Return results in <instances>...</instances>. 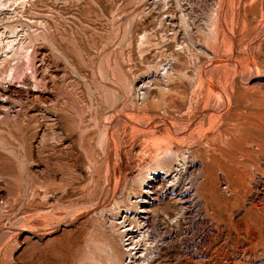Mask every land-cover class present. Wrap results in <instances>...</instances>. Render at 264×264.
<instances>
[{
  "label": "rangeland",
  "instance_id": "obj_1",
  "mask_svg": "<svg viewBox=\"0 0 264 264\" xmlns=\"http://www.w3.org/2000/svg\"><path fill=\"white\" fill-rule=\"evenodd\" d=\"M26 2L49 89L4 82L0 264H264V0Z\"/></svg>",
  "mask_w": 264,
  "mask_h": 264
},
{
  "label": "bare ground",
  "instance_id": "obj_2",
  "mask_svg": "<svg viewBox=\"0 0 264 264\" xmlns=\"http://www.w3.org/2000/svg\"><path fill=\"white\" fill-rule=\"evenodd\" d=\"M25 2H26V0H0V98L1 97H4L5 98V102L3 101V100H1L0 99V118H1V120H3V119H8V116H10L9 115V110L5 107L6 106V104H7V100L8 99H13V101H14V99L17 101L18 99H22L21 97H22V95H21V93L20 92H18V90L15 88L16 86V84H9V85H5L4 84V82L6 81V79L7 80H15L16 78H17V76H18V73H19V70L24 66V70H28V69H30L31 70V73H32V76H34L33 78H35V82H40V83H43V88H41V89H38V95H36L37 96V98H38V96H40L39 98H43V93L45 92L44 91V89L47 87L48 88V84H46L45 82H44V75L42 76L41 74H39L38 73V70H39V68L41 67H39L36 63H37V54L41 51V48L42 47H40L39 48V45H38V47L36 48V46H37V44H38V42H36L37 44H35V41H34V37H36V36H34L33 37V35H34V31L32 32L31 30L32 29H30L29 30V27L28 26H30V25H26V23H24L23 21V23L22 22H20V21H16V20H14V18H15V16L16 15H18V12H19V10L20 9H22V7L25 5ZM28 2V1H27ZM26 2V3H27ZM30 2H32V1H30ZM28 4V3H27ZM33 4V3H32ZM19 17V16H18ZM5 20H7V21H5ZM26 20V19H25ZM30 22V21H29ZM28 22V23H29ZM37 23V22H36ZM30 24V23H29ZM31 28V27H30ZM43 30V29H42ZM32 32V34L33 35H31L30 33ZM37 32V31H36ZM43 32V31H42ZM41 32V33H42ZM40 33V34H41ZM43 37V36H42ZM44 38H46V36L44 37ZM35 40H37V37H36V39ZM44 40V39H43ZM46 40H48L47 38L44 40V41H46ZM39 43H41V42H39ZM44 43V42H43ZM45 43H47V41L45 42ZM48 43H50L49 42V40H48ZM47 43V44H48ZM42 45V44H41ZM49 45V44H48ZM48 45H45V47L46 46H48ZM52 45V44H51ZM51 47V46H50ZM53 49V48H52ZM53 50H56V48H54ZM43 53V52H42ZM54 54V53H53ZM61 54V53H60ZM38 55H40V54H38ZM45 55V54H44ZM45 57V56H44ZM43 56H42V59H46V57L44 58ZM63 57V56H62ZM37 58V59H36ZM48 58V57H47ZM39 59H40V57H39ZM41 59V60H42ZM40 60V61H41ZM43 61V60H42ZM63 62V61H62ZM42 63V62H41ZM45 63V62H44ZM40 65V64H39ZM47 65V64H46ZM45 65V66H46ZM43 66V65H42ZM44 67V66H43ZM42 68V67H41ZM46 67H44V69H45ZM45 70H47V68L45 69ZM44 70V71H45ZM50 71V70H49ZM42 73H43V70L41 71ZM46 72H48V70L46 71ZM45 72V73H46ZM22 73V72H21ZM20 73V74H21ZM30 73V74H31ZM50 73V72H49ZM53 73V72H52ZM51 73V74H52ZM44 74V73H43ZM41 75V76H40ZM47 75H48V73H47ZM47 79V78H46ZM38 80V81H37ZM12 82V81H11ZM9 83V82H8ZM39 84V83H38ZM50 87V86H49ZM49 89V88H48ZM20 90V89H19ZM32 91V90H31ZM47 91V90H46ZM34 93V92H33ZM23 95H24V93H22ZM26 94H27V92H26ZM29 96V95H28ZM27 96V97H28ZM24 97V96H23ZM35 97V96H34ZM33 97V98H34ZM4 98H2V99H4ZM36 98V97H35ZM36 98V99H37ZM38 98V99H39ZM41 98V99H42ZM28 99V98H27ZM47 99V98H46ZM45 99V100H46ZM65 99V98H64ZM20 100H18L19 102H20ZM23 100V99H22ZM21 100V101H22ZM34 100V99H33ZM44 100V99H43ZM9 101V100H8ZM18 101H17V103H18ZM26 101V100H25ZM41 102H42V100H40ZM40 101H38V102H40ZM11 102H12V100H11ZM15 102V101H14ZM24 102V101H23ZM25 103V102H24ZM24 103H22V104H24ZM76 104V103H75ZM73 105V104H72ZM79 105V104H78ZM78 107V106H77ZM21 108V107H20ZM10 118H11V116H10ZM14 118H16V117H14ZM19 118V117H18ZM14 120V119H13ZM7 121V120H6ZM10 121H11V119H10ZM18 123L20 122L19 121V119H17L16 120ZM8 122H9V120H8ZM11 122H14V121H11ZM19 125H21V124H19ZM169 163V162H168ZM179 164V163H178ZM160 167H162V168H164V170H163V173L165 172V173H167V172H170V170H172L171 169V166H169V165H161ZM161 168V169H162ZM176 168V167H175ZM176 170H178V169H176ZM150 172H151V170H150ZM178 172V171H177ZM160 173V169H159V171H157V168L156 169H154V170H152V172H151V174L153 175H150V176H152V177H155L156 176V174H159ZM162 173V172H161ZM173 173V172H172ZM168 174V173H167ZM166 174V175H167ZM168 177V176H167ZM160 178H157V176L155 177V178H153V179H151V177H150V179H148L147 181H145L144 182V188H146L147 190L146 191H141V194H140V196H141V199L140 200H137L138 201V203H137V215H138V218H145L144 216H145V214L147 215V212H149V210L147 209L148 208V206L156 199V198H158L157 197V194L158 193H156V189H158L157 188V186H156V184H158V182L160 181L159 180ZM211 179V178H210ZM154 180H156V182H153ZM159 180V181H158ZM164 180V179H163ZM162 180V181H163ZM209 181V180H208ZM153 183V184H152ZM161 183V182H160ZM210 183V182H209ZM206 184V183H205ZM211 187H212V183H211ZM198 188V187H197ZM200 189V188H199ZM152 192V194H150L149 192ZM144 192H146V193H144ZM262 192V191H261ZM202 193V192H201ZM154 194H156V195H154ZM138 196V195H137ZM218 196V195H217ZM152 198L153 197V199L152 200H146V198ZM200 197H202V196H200ZM214 198V197H213ZM221 198V197H220ZM219 198V199H220ZM221 199H224V198H221ZM228 199V198H227ZM227 199L225 200V201H227ZM209 200V199H208ZM210 201V200H209ZM221 201V200H220ZM224 201V202H225ZM228 201H230V200H228ZM211 202V201H210ZM227 203V202H226ZM230 203V202H229ZM153 204V203H152ZM208 204H209V202H208ZM222 204H224V203H222ZM221 204V205H222ZM263 204V206H264V203H262ZM207 205V204H206ZM214 205H216V204H214ZM208 206V205H207ZM223 206V205H222ZM228 206V205H227ZM233 206V205H232ZM229 207H230V205H229ZM204 208H206V206L204 207ZM217 208V207H216ZM220 208H221V206H220ZM228 208V207H227ZM226 208V209H227ZM224 208H222V210H223ZM238 209V208H237ZM263 209H264V207H263ZM207 211L208 210H206V213H207ZM224 211H225V209H224ZM223 211V212H224ZM227 211H228V209H227ZM220 212L222 213V211L220 210ZM220 212H217L218 214L220 213ZM227 213V212H226ZM225 213V214H226ZM258 213V212H257ZM213 214V213H212ZM259 215L261 214V216H262V220L264 221V210H262V211H260V213H258ZM140 215H142V216H140ZM216 216H217V214H215ZM149 216V215H148ZM221 216V215H220ZM225 216V215H224ZM215 217V216H214ZM223 217V216H222ZM148 218V217H147ZM220 218V217H219ZM146 219V218H145ZM215 219H217V218H215ZM223 219V218H222ZM205 220V219H204ZM219 220V219H218ZM221 221V220H220ZM227 221H230L229 219L227 220ZM226 221V222H227ZM142 222H144V223H146L147 222V220H143ZM141 222V223H142ZM214 222V221H213ZM234 223V222H233ZM140 224V223H139ZM138 224V225H139ZM143 224V223H142ZM223 224V223H222ZM144 226V225H143ZM142 227V226H141ZM140 227V228H141ZM126 230H127V228H126ZM140 230V229H139ZM125 231V230H124ZM125 235V234H124ZM129 235V234H128ZM140 235V234H139ZM141 235H142V233H141ZM148 236V235H147ZM127 239H129V238H127ZM129 240H131V239H129ZM134 240V239H133ZM132 240V241H133ZM131 241V243H133ZM134 241H136V244L137 243H140V241H143V244L147 247V245L149 244V243H152V241H151V238H147L145 235H144V233H143V235H142V237L141 238H139L138 240H134ZM134 244V243H133ZM257 244V243H256ZM149 246V245H148ZM130 248V247H129ZM131 249H133V248H131ZM135 249V248H134ZM143 250V249H142ZM129 251V250H128ZM135 253H136V251H135ZM132 254L130 253V256H129V253H128V256H129V258L131 259L132 258V256H131ZM134 255V254H133ZM140 256H135V260L136 259H138ZM128 258V257H127ZM128 258V259H129ZM140 259H141V257H140ZM134 260V261H135ZM125 261V260H124ZM128 262H133V260L132 261H128ZM127 262V263H128ZM138 262V261H137ZM140 262V261H139ZM126 263V264H127Z\"/></svg>",
  "mask_w": 264,
  "mask_h": 264
}]
</instances>
